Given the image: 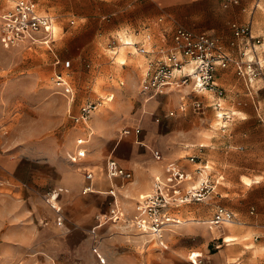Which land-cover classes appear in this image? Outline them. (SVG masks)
<instances>
[{
    "label": "rangeland",
    "instance_id": "1",
    "mask_svg": "<svg viewBox=\"0 0 264 264\" xmlns=\"http://www.w3.org/2000/svg\"><path fill=\"white\" fill-rule=\"evenodd\" d=\"M13 1L0 0V15ZM32 1L39 10L57 18L56 41L30 48L27 45L8 46L0 36V179L6 180L0 184V264H164L163 254L170 251L176 253V258H184L185 264H191L190 255L194 252L210 257L218 250L216 244L223 240L225 226L214 228L212 233L209 223H203L213 215H200L195 207L205 209V203L181 207L186 209L184 222L170 234L168 249L159 247L156 240L140 234L135 227L111 222L100 228L95 243L90 229L102 212L87 216L65 203L72 189L71 175L79 168L70 160L79 135L73 114L85 102L98 103L95 111L98 113L92 114L91 121L96 130L94 138L102 137L109 146L106 157L111 145L119 140L121 129L139 124L140 114L148 111L150 102L157 99L145 102L140 95L139 75L147 68L148 59L144 54L129 52L135 48L123 45L121 36L147 39L156 51L155 56L162 54L171 38L168 36L170 29L164 31V21L160 20L166 17L165 10L155 11L156 17L150 22L152 29L145 31L141 30L144 27L129 26L128 29L132 19L137 20L126 1ZM260 10L264 15V2L260 3ZM262 38L256 50H247V56L254 54L257 60L260 56L263 61ZM219 40L235 58H248L243 51L251 46L241 44L238 48L233 46L232 38L229 42L223 38ZM121 47L127 58L125 65L120 64L118 53L113 54V50ZM57 58L61 59L59 63H56ZM63 69L76 84V101L71 112L68 100L57 92L53 81L55 72ZM246 77L238 74L234 63L218 76L219 84L225 89L222 110L227 111V119L219 118L218 110L210 106L214 91H205L201 96L204 109L188 118L189 124H181L178 119L176 126L182 131L178 133L180 137L197 130L196 142L186 140L193 147L190 153L199 157L198 165L208 162L210 166L203 176L210 174L215 179L224 176L208 197L216 204L214 212L218 206L227 207L225 186L247 187L243 174L264 179V81L258 78L252 86ZM120 80L125 83L121 84ZM131 86L136 88L133 110L117 112L118 103L129 95ZM113 92L116 93L114 99L108 101L107 96ZM173 103L168 105L167 111L176 109ZM235 109L242 113L233 114ZM159 112L165 115L162 109ZM98 123L101 129L97 128ZM159 123L163 124V120ZM92 142L87 158L92 157ZM172 158L188 162L184 157ZM48 197L63 204L64 227L72 216L87 222L76 244L63 240L64 228L56 219L62 213L56 214ZM127 200L135 204L131 197L121 196L123 206L132 214ZM190 216L196 219L189 220ZM183 224L188 226L185 231L180 229ZM231 226L227 224L226 228ZM173 264L178 262L173 261Z\"/></svg>",
    "mask_w": 264,
    "mask_h": 264
},
{
    "label": "crops",
    "instance_id": "2",
    "mask_svg": "<svg viewBox=\"0 0 264 264\" xmlns=\"http://www.w3.org/2000/svg\"><path fill=\"white\" fill-rule=\"evenodd\" d=\"M121 1L130 3V12L136 13L134 18L137 21L134 22L132 19L131 23L128 24V29L129 26L135 29L144 27L141 30L149 31L152 29L150 22L156 17L155 11L162 9L165 10L164 14H166V17L163 16L160 20H162V22L164 21L162 23L163 28L165 29L164 31H168V29H170L168 36L171 38L169 40V44L165 45L163 53L167 52L174 46L173 32L178 27H184L194 32H206L217 38H223L227 42H229L232 38L235 41L233 46L240 48L241 39L233 38L235 37L233 24H250L252 34L256 37H263L262 39L264 40V15L260 10V3L264 2V0H238V2H234L233 0ZM123 11L124 10H122V13ZM51 43L53 42L47 43V45H50ZM126 43V45L131 47L133 46L135 48L134 51L128 50L131 53H140L136 49L137 45H145L151 50V53L148 54L140 53L147 56L148 67L150 57L155 56L156 54V51L152 48V46H149L148 40H132V42L130 41V43ZM116 52H118V49L113 50L114 55L117 54ZM60 61L61 59L57 58L56 63H59ZM126 63L127 62H122L120 64L125 65ZM67 65L66 68L68 67ZM146 70L147 68L145 71ZM222 70L223 69L219 70L218 76L222 74ZM145 71L143 74L139 75V93L142 95L145 102H149L153 98L157 99L150 102L148 111L144 110L140 114L139 124L134 127L126 126L121 129L119 140L111 145V151L106 157L105 154L109 146L106 141L102 139V137L97 136L94 138L96 130L92 121L88 124L75 121V116L79 114L81 107L77 113L73 114L75 126L79 130L76 144L79 137L88 138L86 143V147L88 148L87 155L80 161L73 162L78 164L79 168L71 175L73 177L70 181L72 189L70 191L71 193L65 199L66 205L72 206L74 211L81 212L87 216H93L98 212L103 213L109 210L115 197L122 203L121 196H125V198L131 197V199H134L135 203L140 194L146 193L150 190L153 176L163 171L164 163L167 160H178L172 157H184L188 162L181 163L179 160L178 161L183 166H186L190 171H195V169L199 166V162L193 163L189 160L188 157L192 155V153H190V149H193V147L191 146V143L186 140L187 138L196 142L199 138L196 134L197 130H194V134L187 133L183 136V138L180 137V134H178L182 131H179L176 126L179 124L178 119L181 120V124H186L188 123V118L195 116V114L200 112L202 109L195 107L192 99L187 97L184 98L185 103H187L186 110L181 109V98L178 93L158 94L148 98L147 95L141 92V80ZM58 72L65 74L73 85L74 92L71 98L62 93L61 88L55 85L57 87V91H59V93L65 96L68 100V110L71 112L72 106L76 101V84L74 79L68 72L65 71V69L55 72L53 76H55ZM246 78L253 86V83L256 80L250 81L248 77ZM120 83L124 84L125 82L124 80H120ZM128 89L129 95L123 98L122 101L120 100L116 108L117 112L125 113L133 110L134 104L132 98L136 95V88L131 86ZM111 94L115 96L116 93L113 92ZM204 94L205 91L200 92L195 95V98L203 101L201 96ZM114 96L112 99L107 98V100H113ZM213 100L214 97L210 100V106L213 103ZM171 102H174L173 104L176 107V109H173L176 112L175 115H169L171 110H166L168 105H171ZM160 109L165 112L164 116L160 114ZM213 109L217 108L213 107ZM97 113L98 112H95V115ZM158 117L163 120V124L159 123L161 120L158 121ZM164 118H167V120H164ZM97 128H102L100 123L97 124ZM125 128H130L131 133L125 134ZM136 129H140V131L137 132ZM91 130L93 134L89 136ZM132 134L135 136L134 138L128 137ZM124 137L127 138L122 140ZM92 140L93 142L91 144V148L93 151L90 154L92 157L89 156L90 158H87L88 153L90 152L89 145ZM156 151L163 155L164 159L162 161L156 159ZM184 151L186 154H184ZM104 157L105 160L102 162ZM111 157L116 158L121 165L133 172L134 176L131 180H127L125 177L109 178L107 174V162ZM90 172L94 175L92 179L87 178V174ZM217 178L219 180L218 184H220V180H222L224 176L219 175ZM88 184H92L93 189L85 192L84 189ZM245 185H247L245 189L242 187H224V194H226V196H224V201L226 202V206L236 213L237 219L232 223H228L232 224L231 227L226 228L227 224L225 225L223 232L225 235L222 237L223 240L222 242H218L216 244V248L218 250L213 252L212 255L208 257L212 264H264V179H254L251 184L245 183ZM111 189L114 190L115 195L111 193ZM48 199L52 205L54 202L59 204L61 212H59L54 206L53 207L57 210L56 214L58 212L62 213V215L64 214V217L65 211L63 204L52 197H48ZM194 203H205V209L195 207V211L200 215L204 214V216H209L214 214L216 204L212 201L210 202L208 198L201 202ZM126 204L129 206V212H133L135 206V204L133 205V201L127 200ZM185 210L186 209L180 207L176 213L183 218L185 216ZM57 218L58 217H56V219ZM65 222L66 216L64 217V222L59 224L61 228H64L63 231L65 234L63 236V240H66L70 244H76L80 239L79 235L83 233V230L88 224L85 222L84 218L79 216H72L68 225L64 227ZM203 223H205V221H203ZM187 227V224H183L180 229L185 231ZM214 232L215 231L213 229L212 233ZM229 235L232 237L234 236L233 239H229ZM171 239L172 237L169 238V246ZM200 253L202 252L191 253V264H193V260ZM163 257L164 264H173V261H177L178 264H185L184 258H176L175 252H164ZM186 264L188 263L186 262Z\"/></svg>",
    "mask_w": 264,
    "mask_h": 264
},
{
    "label": "built area",
    "instance_id": "3",
    "mask_svg": "<svg viewBox=\"0 0 264 264\" xmlns=\"http://www.w3.org/2000/svg\"><path fill=\"white\" fill-rule=\"evenodd\" d=\"M238 2V0H233ZM56 17L48 12L39 10L32 0H14L8 8L0 15V36L4 44L8 46L27 45L33 47L38 44H47L55 40ZM74 23L75 21L72 20ZM234 36L241 39V44L251 46L245 49V56L249 50H256V44L261 42V37L252 34L251 25L233 24ZM174 46L165 53L152 56L148 61V67L141 80V92L147 97L158 94L178 93L181 98L180 107L186 110L187 103L184 98H191L193 105L203 109V101L196 99L195 95L203 91H214L212 107L217 108L218 117L227 119V111H223V96L225 89L218 82V72L234 63L238 74L247 76L250 81L256 79L264 80V59L255 55L248 58H235L221 43L219 38L206 33L194 32L184 27H178L173 32ZM235 44V41L232 42ZM137 45V44H136ZM243 48V47H242ZM140 53H151L145 45H137ZM243 50V49H242ZM248 50V51H247ZM55 85L61 88V92L71 98L73 96V85L69 78L62 72L53 76ZM113 94L107 98L112 99ZM98 108L96 102H85L80 112L75 116L76 122L90 123L92 114ZM220 110V111H219ZM171 110L169 115H175ZM160 121V118H157ZM226 124H223V128ZM137 132L140 129H136ZM125 134L131 133L130 128L124 129ZM93 134L92 130L89 136ZM87 137H79L75 150L70 153V160L78 162L88 152ZM155 157L162 161L163 155L156 151ZM189 160L198 162V156L192 154ZM162 172L152 178L151 188L148 192L140 194L136 199L134 211L129 214L121 202L115 199L108 211L97 215L96 223L90 229V235L96 243L100 228L107 223L120 224L126 227H135L142 235H148L156 240L159 247L168 248L170 234L174 233L175 227L184 222L177 210L186 204L206 200L216 189L218 178H211L210 174L202 176L210 166L208 162L199 165L195 171H190L178 160H167ZM107 174L109 178L125 177L127 180L133 178V172L125 168L120 162L111 157L107 162ZM93 173L87 174L88 179L93 178ZM6 180L0 179V184ZM93 189L88 184L84 191ZM111 193L115 195L114 190ZM53 206L61 212V207L54 202ZM236 213L224 206H218L212 218L205 222L210 228L225 226L236 221ZM60 224L64 222L61 214L58 217ZM193 264H212L207 257L199 254L193 260Z\"/></svg>",
    "mask_w": 264,
    "mask_h": 264
},
{
    "label": "bare ground",
    "instance_id": "4",
    "mask_svg": "<svg viewBox=\"0 0 264 264\" xmlns=\"http://www.w3.org/2000/svg\"><path fill=\"white\" fill-rule=\"evenodd\" d=\"M10 6V5H9ZM8 6V7H9ZM57 29V28H56ZM121 39L123 40V45H126L127 43L126 42H129L130 43V41L132 42V40H134V38L132 37V36H121ZM126 43V44H125ZM119 50V49H118ZM116 53H118V58L120 59L119 61H121V63L122 62H126L127 61V58H126V55H125V53H124V47H121L120 48V50L118 51V52H116ZM252 55V54H251ZM57 92H59V91H57ZM240 113H242V111L241 110H239V109H235V111H234V114H240ZM245 116V115H244ZM205 174V172L202 174V176ZM243 181L246 183V184H251L252 182H253V180L255 179V180H258L259 179V176H255V177H251L250 175H247V174H243ZM190 220H194V219H196L195 217H190L189 218ZM229 237V239H233V237L231 236V235H229L228 236Z\"/></svg>",
    "mask_w": 264,
    "mask_h": 264
}]
</instances>
